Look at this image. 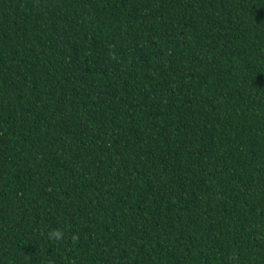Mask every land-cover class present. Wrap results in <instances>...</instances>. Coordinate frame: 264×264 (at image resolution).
I'll use <instances>...</instances> for the list:
<instances>
[{
  "label": "trees",
  "instance_id": "1",
  "mask_svg": "<svg viewBox=\"0 0 264 264\" xmlns=\"http://www.w3.org/2000/svg\"><path fill=\"white\" fill-rule=\"evenodd\" d=\"M0 264H264V0H0Z\"/></svg>",
  "mask_w": 264,
  "mask_h": 264
},
{
  "label": "clouds",
  "instance_id": "2",
  "mask_svg": "<svg viewBox=\"0 0 264 264\" xmlns=\"http://www.w3.org/2000/svg\"><path fill=\"white\" fill-rule=\"evenodd\" d=\"M53 236H55L56 238H59V233H53Z\"/></svg>",
  "mask_w": 264,
  "mask_h": 264
}]
</instances>
